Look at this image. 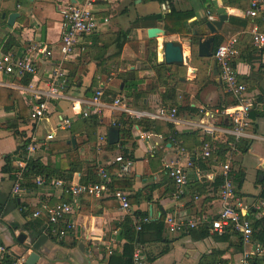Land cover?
Segmentation results:
<instances>
[{
    "label": "crops",
    "instance_id": "0c3cea01",
    "mask_svg": "<svg viewBox=\"0 0 264 264\" xmlns=\"http://www.w3.org/2000/svg\"><path fill=\"white\" fill-rule=\"evenodd\" d=\"M83 1L0 0V52H5L10 37L18 47L11 46L6 52L20 53L30 41L42 42L52 50L51 58L31 55L37 68L29 82L33 88L46 89L51 70L60 65L58 45L64 27V8ZM171 6L192 12L183 23L182 32L170 28L163 19L152 17L169 14ZM216 8H223L228 20L213 34L214 46L216 35H222L223 40L237 35L233 66L238 80L246 86L252 106L246 136L234 140L238 144L234 145L233 141L226 156L220 149L218 156L203 162L199 158H202L204 142L234 139L224 132L231 126L229 118L215 114V110L232 106L234 97L220 78L213 52L210 58H200L195 47L198 38L195 31L204 33L203 38L212 35L205 31L204 23L209 15L217 19ZM245 8L246 0H117L111 6L98 0L93 4L96 15L108 17V23L82 37L73 56L61 63L67 75L69 67L76 66L74 74L67 76L69 87L64 92L67 98L52 99L47 115L40 121L32 124L29 117L27 122L16 125L18 132H24L21 140L29 139L27 144L38 145L30 158L37 159L46 168L66 170L77 156L75 159L81 165L68 182H89L88 166L95 173L99 167L112 164L111 160L123 152L133 162L131 172L124 176L130 185L123 189L128 194L130 208L128 212L121 211L116 199L111 197V189L99 197H72L54 186L55 174L43 184H37L36 175H23L21 190L14 195L11 190L15 175L3 171L4 158L14 155L11 168L19 167L18 158L25 157L27 144L22 146V141L7 128L16 116L15 111L0 107V243L9 251L0 263L12 264L22 259L25 264L29 252L34 251L39 255L35 264H109L110 259L116 264L130 233L138 231L137 220L147 217L148 222L154 223L163 219V230L159 238L152 229L146 231L143 241L134 245L133 251L140 250L142 264H214L219 260L237 264L243 249L242 245L238 247L237 236L233 232L222 236L211 232L209 224L221 209L220 165L228 157L233 169L244 173L238 194L248 202H264L259 198L264 189V50L252 44L248 32L253 23L260 29L264 24L260 18L245 16ZM11 13H17L12 25L7 22ZM232 17L236 21L231 22ZM152 27L163 33L149 37L147 30ZM164 41L181 42L183 55L188 56L190 63L177 66L160 61L158 48ZM80 56L83 58L79 59ZM3 80L6 85L0 87L18 90L26 103L34 104L29 84L24 85L13 77ZM99 86L103 87V95L98 98L101 105L95 114L99 125L86 130L79 111L87 108L94 111ZM116 98L121 103L114 105ZM122 105L132 114L124 112ZM161 107H175V119L153 117ZM200 109L213 113L214 120ZM122 113L137 120L129 129L128 137L123 138V147L118 145L120 131L113 125ZM64 118L72 122L67 128H59ZM201 123L213 125L217 131L213 135L203 134ZM51 129H55V137L46 140L45 132ZM115 129L118 138L110 142L114 137L110 132ZM100 136L105 140L101 141ZM106 143L116 145L108 149ZM222 156H225L223 160ZM186 158L191 161L188 182L182 197L173 199L175 184L168 175L169 167L176 162L185 163ZM63 201L72 207L69 218L74 221V228L61 238L48 236L42 231L46 223L44 216L33 218L32 212L42 204ZM168 214L193 216L198 225L187 233H171L165 224ZM249 216L252 221L264 217V207L250 210ZM125 217L129 222H122ZM202 228L208 230L205 237L198 236ZM22 234L24 240L20 242L18 238ZM7 259L12 263H7ZM257 263L264 264L260 260Z\"/></svg>",
    "mask_w": 264,
    "mask_h": 264
},
{
    "label": "built area",
    "instance_id": "2783aa9c",
    "mask_svg": "<svg viewBox=\"0 0 264 264\" xmlns=\"http://www.w3.org/2000/svg\"><path fill=\"white\" fill-rule=\"evenodd\" d=\"M96 1L98 0H84L83 4H68L63 10L64 27L58 45L60 65L51 70L46 89L33 88L34 85L32 83L28 85L32 89L33 95L31 97L34 99L30 117L36 122L47 115L52 99L67 98L64 96V92L67 89L69 80L61 63L73 56L75 46L82 37L94 33L108 23V17L100 18L96 15L93 9V4ZM102 1L111 6L117 0ZM244 15L251 18H260L264 24V0H246ZM209 20H214V16L209 15ZM248 32L251 35L252 44L264 50V27L260 29L257 23H253ZM237 40V35H232L220 43L213 51V58L219 67L220 78L234 97V104L232 106L215 110V114L229 118L231 126L224 130V132L233 136L235 141L246 136L245 130L249 127V113L252 106V102L247 97L246 86L238 80L237 71L233 66V58L237 54ZM32 54H39L51 58L52 50L42 42L30 41L20 53L17 51L0 52V85H6L3 80L4 77L20 79L24 75L30 74L33 79L36 75L37 68L31 58ZM102 95L103 87L99 86L95 92V102L93 103L96 107L93 111L95 114L98 113L101 105L98 102V98ZM119 103H121L120 99H114V105ZM121 109L126 113L132 114L126 106L122 105ZM93 112L88 108L79 111L82 117H87ZM200 112L208 116L210 120H214L213 113L206 112L202 109H200ZM175 114V107H161L153 117L174 120ZM136 116L139 117L138 114ZM71 122L70 118H64L58 127L67 128ZM199 126L203 134L206 135H213L217 131V128L213 125L201 123ZM54 137L55 129L45 132L46 140H52ZM100 140H105V137L100 136ZM37 149L38 145L36 143L31 142L27 144L24 150L26 160H18L19 167H17L18 170L15 173V180L11 190L14 195H17L21 190L26 161ZM232 149H234V145ZM213 150L214 148L209 142H204L201 157H209ZM111 163L119 164L118 171L114 174L119 178L128 175L132 170V160L122 154L116 155L111 160ZM230 164V157H228L220 165L222 178L219 188L221 209L217 216L210 220L209 230L220 233L224 229H228L229 232L237 233L240 236L243 249L237 264H257L258 260L264 262V245L256 243L252 239V219L249 216L250 210L263 208L264 202H248L235 191V183L230 174ZM190 166L191 161L188 158H186L183 164L176 162L170 165L168 175L175 184V189L171 194L173 199L182 197L183 188L188 182V168ZM97 174L100 179L99 182H67L61 179H55L53 184L72 197L85 195L99 197L103 193L109 192L108 183L110 182V177L103 167H99ZM35 179L37 184H43L46 181L44 177L38 175L35 176ZM112 195L116 199L119 209L123 212H128L130 208L128 194L123 190L116 189L112 191ZM71 214V205L63 201L53 205L42 204L32 212V217L38 218L44 216L46 223L42 231L48 236L56 235L61 238L74 228V221L69 218ZM148 221L149 219L147 217L139 218L135 226L136 230H140L141 224ZM165 224L171 233H187L196 228L198 220L193 216H175L168 214L165 217ZM7 255H9L8 249L0 243V262ZM132 260L134 264H142L139 249L133 251ZM22 261V259L21 261L16 260L12 264H23Z\"/></svg>",
    "mask_w": 264,
    "mask_h": 264
},
{
    "label": "trees",
    "instance_id": "16d2710c",
    "mask_svg": "<svg viewBox=\"0 0 264 264\" xmlns=\"http://www.w3.org/2000/svg\"><path fill=\"white\" fill-rule=\"evenodd\" d=\"M159 2H164V0H157ZM170 12L169 14L163 16L162 14H154L152 15V17L157 18V19H163L165 21V23L167 25L170 26V28L182 32L184 31L183 29V23L186 21V19H188L191 15L192 12L190 10H186V11H181V10H176L175 8H173L171 6L170 8ZM174 20L171 24L170 21ZM236 21V18L232 17L231 18V22ZM176 24H178V26H176ZM11 39L6 43V48L4 49V51L6 52L7 49L11 48V46H17L18 47V43L14 42V40L12 39L13 37H10ZM223 40V36L222 35H216L215 36V46L214 49L220 44L222 43ZM94 42V38L92 40V43ZM92 47V46H90ZM83 56H80L79 59H82ZM70 68V69H69ZM69 72L68 75H72L74 74V72L76 71V66H72L69 67ZM108 69V68H107ZM106 69V70H107ZM109 73V72H108ZM67 75V76H68ZM32 79V75H24L22 78H20L21 82L24 85H28L29 82ZM96 82L99 80H95ZM69 87V84L67 86V88ZM97 90V89H96ZM32 104L31 103H26L25 100H23V97L21 96L20 92L18 90L15 89H9V88H5V87H0V107L4 108V109H11L15 111V118L12 121H9V124L7 126L8 129H12L13 133L16 134V136L20 139L19 141H22V146L26 145L29 142V139L26 140H21V138H23L24 132L20 131L18 132L17 130V122H27L28 118L30 117L29 113L31 112L32 109ZM30 111V112H29ZM31 123H34V119L30 118ZM137 122V120H132L128 115L122 113L114 122V127H116L118 129V131H120V140L118 141V145L123 147V138L128 137L129 134V129L131 128V126L133 125V123ZM14 123V124H11ZM81 124L84 126V128L86 130L88 129H92L95 128L96 126L99 125V121L95 116V113H91L89 116L87 117H82L81 120ZM234 139L233 138H229L226 139L225 142H218V141H212L211 145L213 146V148H215V150L212 151V153L210 154L209 157L207 158H199L201 161L205 162L207 160L212 159L213 156H218L219 155V150L222 149L221 151L224 152L223 154L225 155L226 153H228L231 144L233 143ZM223 143V144H222ZM238 144L237 142L234 141V145ZM116 144H110V143H106L105 144V148L108 149H113L115 147ZM21 144L19 145V148L22 147ZM18 148V149H19ZM15 155H17V152L15 153ZM123 155V152H122ZM14 155H6L4 158L5 161V166L3 167V171H10L11 172V176L15 175V172L18 170V168H11V161L14 160L13 158ZM125 156V155H123ZM226 156V155H225ZM225 156H222L221 159L223 160L225 158ZM77 156H75L76 158ZM73 157V160L75 159ZM26 160V158L24 156H20L18 158V160ZM71 161L68 164V168L66 170H63L62 168L59 167V169L57 168L55 171L54 170H50L48 168H46L44 165H42L41 163H39L37 161V159L34 158H30L27 160L26 166H25V171L23 173L24 176H31V175H40L42 177H44L46 180H50L51 177H54V174L56 175L55 177L57 179H61L64 181H70L72 178V174L74 171L77 170V168L81 165V161L79 159H75L74 161ZM94 168L96 166H93ZM91 166H88V177H90L89 182H99V179L97 177V172L98 169H96L95 173L91 172ZM109 177H110V182L108 183V187L109 190L111 189L112 191L116 190V189H120L123 190L125 188H127L130 185V181L128 180V178L126 177H117L114 174L118 171L119 168V164L118 163H112L109 164L105 167H103ZM54 172V173H53ZM57 173V174H56ZM92 175V176H89ZM230 174H231V178L235 183V191L238 192V190L240 189L243 179H244V173L242 172V170H234L232 165L230 164ZM84 183H88V181L84 182ZM113 197V196H111ZM129 198V197H128ZM259 198L264 199V189L261 191ZM111 199V198H109ZM112 199H115L114 197ZM117 202V201H116ZM128 218V217H127ZM127 218L125 217L123 221L129 222L127 220ZM121 223V222H120ZM251 225H252V239L254 241H259L260 243H262L264 245V217L262 218H258L256 220L253 219V221H251ZM152 229L153 231H155V237L159 238L161 235V232L163 230V219L158 220V222H148V223H143L141 225V229L136 231L135 234H132L129 238H127L126 242L123 245V252H122V256H119L118 260L119 263L116 264H133L132 261V253H133V249H134V245H138L140 244L143 239H144V234L146 233V231ZM202 232L198 235L199 237H205L208 235V230L207 228H202L201 230ZM221 236L222 235H230L228 229H224L223 232L219 233ZM233 235L237 236V244L238 247L241 248V238L237 233H232ZM113 260L116 258H112ZM6 262V261H5ZM7 263H12L11 259H7ZM3 264V263H0ZM109 264H115L114 262H112V260L110 259ZM214 264H228L226 261L223 260H219L218 262H215ZM258 264V263H257ZM262 264V263H261Z\"/></svg>",
    "mask_w": 264,
    "mask_h": 264
},
{
    "label": "water",
    "instance_id": "95a60500",
    "mask_svg": "<svg viewBox=\"0 0 264 264\" xmlns=\"http://www.w3.org/2000/svg\"><path fill=\"white\" fill-rule=\"evenodd\" d=\"M215 13L217 16L216 20H207L204 23L205 31L212 33V35L203 38L202 36L204 33H197L196 31L194 32V34L198 35L195 47L197 48V55L200 58H210L212 56L214 47L213 34H215L216 31L221 28L222 24L228 20V14L223 11V8H216ZM16 16L17 13L9 14L7 16L8 24L12 25ZM160 33H163V31L156 27L148 28L147 30V35L149 37L158 36V34ZM158 51V58L160 59V61H164L166 64L183 66L185 64L190 63L188 56L183 55L182 44L179 41H164L161 43V46L160 48H158ZM193 70L195 71V69ZM117 133L118 132L116 129L110 132V136H114L112 137L113 139H111L110 142H115L117 140ZM71 141H74L73 138ZM18 240L20 242H23L24 235H20ZM38 258L39 255L36 252L30 251L27 257L25 258L24 263L35 264Z\"/></svg>",
    "mask_w": 264,
    "mask_h": 264
}]
</instances>
